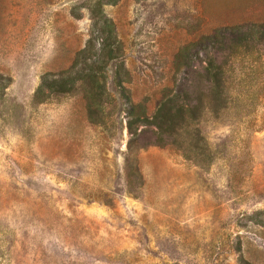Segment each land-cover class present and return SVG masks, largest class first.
<instances>
[{
    "label": "rangeland",
    "instance_id": "374dc122",
    "mask_svg": "<svg viewBox=\"0 0 264 264\" xmlns=\"http://www.w3.org/2000/svg\"><path fill=\"white\" fill-rule=\"evenodd\" d=\"M93 1L0 0V264H264V76L243 81L255 97L218 118L204 111L202 165L152 125L129 135L111 66L105 125L81 92L33 100L41 76L85 45ZM103 11L129 98L151 116L166 88L194 97L204 83L205 57L190 49L177 67L180 49L264 20V0H118ZM226 47L207 50L229 63Z\"/></svg>",
    "mask_w": 264,
    "mask_h": 264
},
{
    "label": "trees",
    "instance_id": "16d2710c",
    "mask_svg": "<svg viewBox=\"0 0 264 264\" xmlns=\"http://www.w3.org/2000/svg\"><path fill=\"white\" fill-rule=\"evenodd\" d=\"M117 1L94 0L89 5L91 27L85 45L76 52L69 68L45 72L41 76L33 100L42 103L55 95L81 92L86 101L88 117L95 123L105 125V106L114 100L106 87L107 72L111 66L119 99L126 109L129 135L136 136L139 125H152L157 141L170 140L188 160L197 165L207 163L212 158L211 152L209 146L203 144L199 127L205 116L204 111L209 110L218 118L220 112L235 100L255 97V91H250L243 81L264 76V20L217 27L182 47L176 56L181 60L177 67L189 58L190 49L197 48L205 57L201 66L204 83L201 89L199 86L191 88L197 94L194 97L184 85L166 88L154 113L148 116L142 104L133 103L129 98V90L125 86L128 73L124 67L121 43L112 20L103 11L105 4H115ZM225 42L229 63L218 60L215 54L207 50L212 46L218 51ZM236 62L243 65L240 73H237ZM260 81L264 87V80ZM241 263L255 264L243 258Z\"/></svg>",
    "mask_w": 264,
    "mask_h": 264
}]
</instances>
